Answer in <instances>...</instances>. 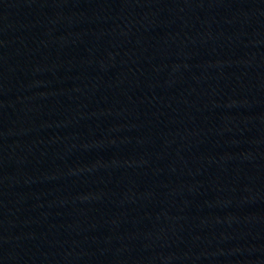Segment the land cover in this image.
Returning a JSON list of instances; mask_svg holds the SVG:
<instances>
[{
	"label": "water",
	"instance_id": "obj_1",
	"mask_svg": "<svg viewBox=\"0 0 264 264\" xmlns=\"http://www.w3.org/2000/svg\"><path fill=\"white\" fill-rule=\"evenodd\" d=\"M0 264H264V0H0Z\"/></svg>",
	"mask_w": 264,
	"mask_h": 264
}]
</instances>
